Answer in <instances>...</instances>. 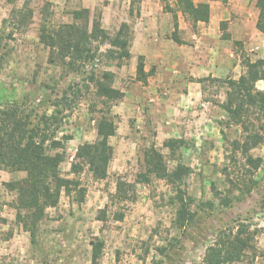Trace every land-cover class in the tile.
<instances>
[{"label":"rangeland","instance_id":"obj_1","mask_svg":"<svg viewBox=\"0 0 264 264\" xmlns=\"http://www.w3.org/2000/svg\"><path fill=\"white\" fill-rule=\"evenodd\" d=\"M132 2L0 0V106L18 108L21 115L28 116L29 127L40 138L50 139L46 142L48 153L64 152L62 175L78 179L86 190L82 202L63 191L59 203L47 209L33 242L30 232L17 221L16 194L6 185L24 178L26 173L0 169V215L5 219L0 232V264H92V242L98 239L104 242L99 264H201L217 232L245 219L255 221L263 229L257 240L258 256L252 262L235 264H264V144L251 151L253 156L263 158L252 175L246 173L239 152V163L232 162L230 143L241 140L243 133L240 126L227 123L228 114L221 106L228 90L223 81L239 78L246 69V59L264 58V34L250 22L258 17L256 0L210 1L219 39L232 40L225 49L230 60H235L234 70L227 77L197 78L202 95L197 104H192L194 108L175 105L174 95L151 87L148 78L146 83L138 80L131 57L113 58L106 54L109 49L120 52V48L109 43L93 44L94 48L100 46L95 59L51 60V48L41 39L43 26L52 29L74 22L73 12L77 9L88 8L92 17L101 13L102 25L111 36L116 35L122 23H129L130 51L135 47L134 23L146 6L152 7L148 11L160 21V15H168L167 29L155 27L154 22L145 26L151 38L174 36L187 44L188 39H196L190 31L204 37L210 29L208 23L188 24L177 0ZM167 5L173 12L166 9ZM242 6H246L244 11ZM245 17L249 19L242 22L240 18ZM207 42L199 40L203 53L211 54L204 45ZM103 71L114 72L113 87L123 93L120 99L108 101V105L97 95L91 78ZM256 85L264 89V80ZM103 112L110 113L118 128L110 138L114 156L107 177L97 179L78 156V150L84 143L96 141L97 122ZM171 138L184 140L185 146L175 156L164 146ZM52 140L60 141V146L54 148ZM151 146L165 155L170 169L176 166L177 158L192 168L183 187L194 199L191 210L195 220L185 228L173 224L177 209L171 202L173 187L164 179L153 178L150 183L137 180L144 170V152ZM251 177L257 181L256 186L249 193L243 192V180ZM119 180L132 184L127 200L111 196L116 193ZM225 198L230 199L227 205L223 204ZM112 199L118 203L112 204ZM102 209L106 210L103 219ZM117 211L124 212L123 220L115 218Z\"/></svg>","mask_w":264,"mask_h":264},{"label":"trees","instance_id":"obj_2","mask_svg":"<svg viewBox=\"0 0 264 264\" xmlns=\"http://www.w3.org/2000/svg\"><path fill=\"white\" fill-rule=\"evenodd\" d=\"M141 0H133V4ZM211 0H177V6L186 18L194 25L199 22H209L211 18ZM259 10L256 27L264 34V0H256ZM168 11L173 8L167 5ZM132 11V10H131ZM74 22L65 23L57 28L49 29L44 25L41 32L42 41L51 48V60L55 57L70 60L95 59L100 51V44L109 43L120 48V52L112 49L107 55L113 58L131 57L128 49L132 40V30L129 23H122L115 36H111L102 25V14H94L88 8L77 9L73 12ZM176 16V15H175ZM24 18L23 16L21 17ZM98 42L95 48L93 44ZM245 71L239 78H228L223 82L227 85V95L222 108L228 114L227 123L236 124L242 128V139L231 141L232 154L230 160L239 163V154L244 160L246 173L252 175L263 162L260 156H253L251 151L264 144V89L257 87V82L264 80V58L255 61H244ZM152 74L145 70L144 57L139 56L137 63V78L144 83ZM96 84L97 95L108 101L118 100L123 93L113 87L114 72L103 71L100 76L92 75ZM30 119L21 115L18 108L4 109L0 106V169L25 172L22 179L6 183L8 189L16 194L15 208L17 221L30 232L32 241L37 238L38 225L47 214V209L55 207L63 191L73 195L78 202L85 198L86 190L81 187L78 179L66 178L61 173V164L64 161V152L48 153L47 137L40 138L39 133L29 127ZM117 123L110 113L103 112L97 122V139L80 146L78 156L83 158L89 171L97 179L107 177L109 164L114 156V147L110 138L117 133ZM223 137L225 133L221 130ZM52 146L57 148L60 141L52 140ZM172 155H176L180 147L185 146L183 139L171 138L164 142ZM144 170L138 175V182L150 183L153 178L164 179L174 189L175 195L172 203L177 206L174 226L185 228L195 220L191 206L193 197L184 189V180L192 168L177 158V164L170 169L166 163L165 155L155 146L144 152ZM257 181L250 178L243 180V192L249 193L256 186ZM237 188L240 185L234 184ZM132 184L119 180L116 193L111 195L119 200L130 198ZM119 201V202H121ZM230 199L225 198L224 205ZM118 201L112 199V204ZM103 219L106 210H101ZM117 220L124 219V212H115ZM5 219L0 215L1 224ZM263 229L253 220H238L232 227H227L217 232L204 253L201 264H235L249 260L252 262L258 256L257 240ZM104 242L100 239L92 242V264H99L102 256ZM164 250V247L161 248Z\"/></svg>","mask_w":264,"mask_h":264},{"label":"crops","instance_id":"obj_3","mask_svg":"<svg viewBox=\"0 0 264 264\" xmlns=\"http://www.w3.org/2000/svg\"><path fill=\"white\" fill-rule=\"evenodd\" d=\"M149 7L151 6L142 8L140 17L134 23L135 47H132L130 51V64L137 69L138 58L143 56L145 70L147 72L152 71V74L148 77V82L153 84L151 87L159 88L160 91L164 90L170 96L174 95L172 101H174L175 105L194 108L192 104H197L198 97L202 95V86L197 82V78L207 76L227 77L232 74L235 60H230L226 55L225 49V46L227 48L232 40L219 39L215 31L216 21L212 17L207 22L210 29L206 30L204 37H199V34L190 31L191 36L196 39L195 41L188 39L190 42L187 44L178 41L174 36L168 39L157 36L151 38L148 34L150 31H147L145 26H150V23L154 22L155 27L167 29L169 23L167 22V13L164 16L160 15L162 17L160 21L151 10L148 11ZM245 7H241L242 11L245 10ZM246 19H249V17H245L244 20L240 18L242 22H245ZM257 19L256 15L250 22L256 25ZM188 21V24L192 25L191 21ZM163 22H166V24ZM200 23L206 22H199V26ZM180 27H182V23L177 29L179 35L182 33ZM174 30H176L175 24ZM201 38L209 41L204 45L206 49L209 48L211 54H205L201 50L199 43ZM154 68L155 72L153 73ZM234 77L236 78V76Z\"/></svg>","mask_w":264,"mask_h":264}]
</instances>
